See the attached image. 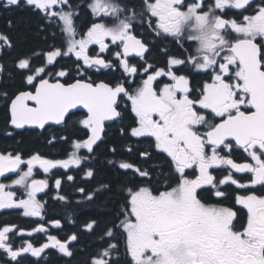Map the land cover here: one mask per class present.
<instances>
[{
    "label": "snow or ice",
    "instance_id": "obj_1",
    "mask_svg": "<svg viewBox=\"0 0 264 264\" xmlns=\"http://www.w3.org/2000/svg\"><path fill=\"white\" fill-rule=\"evenodd\" d=\"M0 9L31 12L52 41L16 54L9 66L4 57L16 42L0 32L7 126L39 129L48 144L70 149L60 159L0 152V177L11 180L0 182V210L44 219L38 194L49 181L34 178L36 168L65 170L54 177V199L68 209L61 193L65 178L75 177L67 172L93 180L105 144L115 185L76 190L92 204L115 189L121 202L103 224H84L102 242L87 264H121V239L124 264H264V0H142L139 7L131 0H0ZM81 9L88 10L87 24ZM98 74L114 78L94 79ZM237 149L244 162L233 158ZM235 174H248L246 182ZM225 186L244 193L226 204ZM47 223L63 227L60 218L31 231L0 225L3 264L47 258L49 249L73 257L79 235L51 234ZM34 233L46 240L25 239Z\"/></svg>",
    "mask_w": 264,
    "mask_h": 264
},
{
    "label": "trees",
    "instance_id": "obj_2",
    "mask_svg": "<svg viewBox=\"0 0 264 264\" xmlns=\"http://www.w3.org/2000/svg\"><path fill=\"white\" fill-rule=\"evenodd\" d=\"M86 14V13H85ZM83 16V14H81ZM12 21V28H9L8 22ZM83 23L88 22V16L82 17ZM40 18L34 16L31 12L24 9H18L12 12L4 11L0 9V32L9 33L16 42V47L12 52V55L5 56L6 60L11 66L12 57L16 54L27 52L31 49L40 50L46 46L47 43H51V37L48 34L39 31ZM161 62L163 58H160ZM69 62L70 61H66ZM199 78H196L198 81ZM10 84H14L16 87L20 86L19 78H13L9 81ZM77 116L74 119H77ZM5 129L7 126V115L3 107V102H0V152L3 151H19L25 157H29L31 154L39 152L41 155L59 159L65 157L66 150L70 151L68 145L63 143H57L50 145L47 143L46 137L48 133H42L37 130H27L22 132H13L11 136L5 135ZM116 127L113 126L108 131L107 141H112L116 136ZM97 160L95 162L96 176L93 180H85L80 178V174L74 182L66 181L63 185V191L61 194L68 197L70 207L65 208L64 202L54 199L55 192L53 189L54 177L56 174L51 175L49 178L50 189L44 196L39 197L45 204V219L41 220L39 217H27L21 216L20 212H7L0 215V225L10 223L12 225H18L23 229H29L30 231L36 227L39 223H43L52 218H60L63 224L62 229L59 231L60 237H65L70 233H77L79 235L78 242L75 243L74 255L71 258H66L56 251L50 250L47 252V258L33 259L27 257L22 261V264H87L88 259L97 247L102 243L98 240L97 234H92L84 229V224L91 218H96L103 221L111 219V213L118 207V203L121 202L119 193L114 189L111 193H104L94 203L89 204L84 200L83 194L79 193L77 187H85L91 191L100 186L101 183L112 182L115 185L116 176L112 171L111 166L107 165L106 160L112 158L107 150L106 145L101 144L97 149ZM61 176V175H60ZM32 239L34 242H41L42 235ZM115 242V241H113ZM120 253L122 251L124 256L123 263L128 259L124 255L123 242L120 243ZM3 258V256H0Z\"/></svg>",
    "mask_w": 264,
    "mask_h": 264
},
{
    "label": "flooded vegetation",
    "instance_id": "obj_3",
    "mask_svg": "<svg viewBox=\"0 0 264 264\" xmlns=\"http://www.w3.org/2000/svg\"><path fill=\"white\" fill-rule=\"evenodd\" d=\"M75 3L77 4H83L84 3V0H74ZM132 3H134L137 7H139L142 3V0H131ZM233 12H235L236 10H232ZM86 13V14H85ZM81 14H83V16H88V20H89V13H88V10L87 9H81ZM81 16V23H83V20H82V17ZM87 24V23H85ZM2 32V31H1ZM168 47L170 48V50L174 53V54H177V55H180V50L178 49L177 45L175 43H172V42H169L168 43ZM155 54V53H154ZM119 73H116V76H118ZM100 78H103V79H113L114 77L112 75H109L107 77H101L99 76V74L94 77V79H100ZM196 78H199L197 82H200L202 80V76L200 75H197ZM79 113V116L77 117V119L82 116V113L78 112ZM110 130V129H109ZM108 130V131H109ZM8 131H12V132H22L24 130H20V131H17V130H12L11 128H8ZM21 153V152H20ZM22 154V153H21ZM23 158L24 159H27V157H25L23 154H22ZM234 159L237 160V162H244L245 160V154L242 153V151L240 150H235L234 151ZM23 168H26V166H22ZM71 175H73L75 177V180L76 178L78 177L77 174H80V178H84L85 180H88L83 172H80L78 170H75L73 169L70 173ZM215 174H217L218 176H223L224 174H226V170L224 169H217L215 170ZM237 176V178H239L241 180V182H246L247 180V175L248 174H235ZM2 178V177H0ZM8 181H11L10 179H7ZM71 182H74V181H71ZM225 188L227 189V194H228V199L225 201L226 204L228 203H233L234 202V196L237 194V193H240V194H243L244 193V190L243 189H236L235 186H225ZM7 212H12L11 210H7L6 212L4 213H7ZM3 214V213H2ZM1 215V214H0ZM5 224H10V223H5ZM12 225V224H11ZM121 242H123V240L121 239ZM75 244V243H74ZM121 250V249H120ZM120 256H121V264H124L123 261H124V256H123V253L121 251L120 253Z\"/></svg>",
    "mask_w": 264,
    "mask_h": 264
},
{
    "label": "water",
    "instance_id": "obj_4",
    "mask_svg": "<svg viewBox=\"0 0 264 264\" xmlns=\"http://www.w3.org/2000/svg\"><path fill=\"white\" fill-rule=\"evenodd\" d=\"M45 191H46V189H45ZM45 191H44V192H45ZM44 192H42V193H44ZM42 193H39V194H42Z\"/></svg>",
    "mask_w": 264,
    "mask_h": 264
}]
</instances>
